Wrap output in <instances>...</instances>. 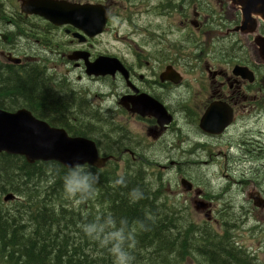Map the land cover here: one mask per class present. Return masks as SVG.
Returning <instances> with one entry per match:
<instances>
[{"label":"flooded vegetation","instance_id":"obj_1","mask_svg":"<svg viewBox=\"0 0 264 264\" xmlns=\"http://www.w3.org/2000/svg\"><path fill=\"white\" fill-rule=\"evenodd\" d=\"M3 1L0 72L22 76L37 71L47 87L40 94L43 102L17 109L62 122L72 131L91 130L99 154L104 153L100 147L116 146L111 155L117 167L176 171L179 182H191L189 191L180 188L185 197L193 195V209L206 221L227 211L222 214L225 210L216 209L214 197L178 172L224 165L233 171L231 185L241 190L246 205H252L248 212L259 210L264 219V210L252 199L258 193L264 200V185L243 173L264 167L259 160L264 158V128L258 126L264 123V64L254 44L264 37L261 20L255 17L249 26H241L242 13L228 0H63L108 6L103 31L90 38L71 24L55 25L22 13L21 0L14 11ZM114 17L120 24L135 27L138 22L145 27L147 47L132 42L127 53L100 50L93 42L106 33ZM100 57L117 59L124 70L117 65L112 75H88L86 65ZM89 83L98 85L93 95ZM55 100L66 109L47 106ZM253 115L257 120L251 121ZM198 202L207 209L196 210Z\"/></svg>","mask_w":264,"mask_h":264},{"label":"trees","instance_id":"obj_2","mask_svg":"<svg viewBox=\"0 0 264 264\" xmlns=\"http://www.w3.org/2000/svg\"><path fill=\"white\" fill-rule=\"evenodd\" d=\"M45 88L37 73L0 72V108L38 105ZM61 104L55 100L47 106L62 112L66 107L61 110ZM46 122L93 140L91 130L72 131L62 122ZM114 148L100 147L102 156L113 154ZM108 163L102 169L92 167L98 177L95 190L77 204L63 191L66 168L59 163L29 164L22 156L0 153V264H113L110 253L82 231L94 220H111L134 235V264H263L235 245L228 220L222 222V233L207 221H183L185 216L157 201L143 172L117 174L116 164ZM9 192L16 198L3 202Z\"/></svg>","mask_w":264,"mask_h":264},{"label":"water","instance_id":"obj_3","mask_svg":"<svg viewBox=\"0 0 264 264\" xmlns=\"http://www.w3.org/2000/svg\"><path fill=\"white\" fill-rule=\"evenodd\" d=\"M228 1L241 11V26H249L255 21V17L264 24V0ZM20 10L26 15H38L55 25L71 24L90 38L103 31L108 19V6L79 5L63 0H21ZM254 44L258 60L264 64V37L256 38ZM117 65L120 66L117 69L124 70L117 59L100 57L86 65V73L95 76L112 75ZM224 127L225 124L217 133ZM0 153L22 156L29 164L54 161L65 168L81 163L102 169L111 158L100 156L93 140L83 136H70L64 128L53 127L24 108L16 111L0 108ZM180 185L186 191L191 189V182L185 178L180 180ZM252 196L254 206L264 210V200L258 193ZM15 198L9 192L4 201L9 202ZM205 209L207 206L197 203L196 210Z\"/></svg>","mask_w":264,"mask_h":264},{"label":"rangeland","instance_id":"obj_4","mask_svg":"<svg viewBox=\"0 0 264 264\" xmlns=\"http://www.w3.org/2000/svg\"><path fill=\"white\" fill-rule=\"evenodd\" d=\"M113 1L120 2L119 0ZM206 1L216 2L215 0ZM3 2L8 3V11H14L15 9L18 10L19 8L17 0H8V2L4 0ZM203 9L204 7L202 6V10ZM126 13L129 14V11L127 10ZM134 24L136 25L135 27L130 26L129 23L120 24L119 18L114 17L112 21H110L106 33L102 37L96 38L93 43L101 45L99 46L100 50H108L110 52L119 50L123 53H127L128 47H131L132 42H136L137 45L146 48V43L149 42V39L145 38V35L143 34L145 27L141 26L138 22H134ZM136 29L138 30L136 31L135 36L133 32ZM170 37L171 35H169V38ZM176 38L177 37H174V39ZM87 86L92 91V95L98 90V85H90L89 83ZM255 118V115H253L251 121L257 120ZM258 126L264 128V123L263 125L259 123ZM111 136L112 134L110 133L108 136L109 141H112ZM222 150L225 151V148L222 147ZM100 154L102 155V153ZM223 159L224 158H220V162H224ZM259 160H262V163L264 162V158ZM108 164L111 165V163ZM122 167V165H118L117 174H122L127 169H130L128 166ZM260 168L261 169L258 171L246 172V170H244V178L250 176L254 177L264 185V183H262L264 180V167L262 166ZM141 172L145 175L147 182H149V186L152 184V187L150 186L151 190L156 193L155 195L159 200L161 199L160 201L164 203V207L169 212L178 215L181 211H184L186 214L179 215H185L186 217L183 221L190 223L200 224L206 221L203 214L194 211L192 203L193 195L185 197L182 193L179 184V177L177 176L176 171L164 170L162 172L154 169ZM183 172L178 173H182L192 179L194 183L200 185V187L207 191V194H209L208 196L214 197V204L217 210H225L222 214L227 211L224 215L219 216L217 220L210 219L212 221H207L210 226L218 233H222V220L224 219V216L227 220L235 221V219H237L238 223L235 224V228L230 231L231 237L237 244L245 248L250 254H253L264 264V219L261 218V212L259 210H251L253 213L248 212V210L252 208V205H246V202L244 201L245 197L241 193V190L237 189L236 186L231 185L230 183V175L233 171L225 170V166L220 165L207 169L184 170ZM235 172L239 174L241 173L240 171ZM233 178L236 179L237 174H234ZM229 188H231V191H229ZM72 204L75 205L74 203ZM229 204L232 205V209L228 210L224 208Z\"/></svg>","mask_w":264,"mask_h":264},{"label":"clouds","instance_id":"obj_5","mask_svg":"<svg viewBox=\"0 0 264 264\" xmlns=\"http://www.w3.org/2000/svg\"><path fill=\"white\" fill-rule=\"evenodd\" d=\"M97 178L91 165L81 163L68 165L62 179L63 191L67 198L74 199L77 204H80L85 196L93 194ZM120 182L117 180L115 183ZM82 231L110 253L113 264H134L135 257L132 249L135 247V237L116 227L113 221L94 220L82 226Z\"/></svg>","mask_w":264,"mask_h":264},{"label":"bare ground","instance_id":"obj_6","mask_svg":"<svg viewBox=\"0 0 264 264\" xmlns=\"http://www.w3.org/2000/svg\"><path fill=\"white\" fill-rule=\"evenodd\" d=\"M48 57H45V56H42V59H47ZM36 73H38L39 74V72H37L36 71ZM9 103H11V102H9ZM15 103V102H14ZM9 105V104H8ZM12 106V105H11ZM108 151V150H107ZM110 151H112L113 152V150H110ZM109 156H111V158L107 161V162H109V163H114L115 164V162H114V160H113V155H111V154H109V155H107V156H104V157H109ZM134 171V170H133ZM131 174V173H130ZM147 175V174H146ZM148 177V176H147ZM163 177V176H162ZM149 180V179H148ZM160 180V179H159ZM147 182V181H146ZM149 183V182H148ZM154 184V183H153ZM149 185V184H148ZM152 185V184H151ZM150 185V186H151ZM160 186V185H159ZM152 187V186H151ZM156 187V186H155ZM154 187V188H155ZM161 187V186H160ZM162 189V188H161ZM161 191V190H160ZM160 193H162V192H160ZM160 193H158V194H160ZM7 194V193H6ZM5 194V195H6ZM156 194V193H155ZM5 195H3L2 196V201L3 202H5L4 201V197H5ZM14 196L16 197V195L14 194ZM158 196V195H157ZM161 200V199H160ZM162 200H163V198H162ZM13 201V200H12ZM157 201H158V198H157ZM166 202V201H165ZM163 204V203H162ZM170 205V204H169ZM179 214H183L182 212H180ZM178 214V215H179ZM181 216H185V215H181ZM186 217V216H185ZM225 219L227 220V218L226 217H224V219L222 220V222L224 223L225 222ZM188 223H190V222H188ZM238 223V220L237 219H235V221L234 220H228V224L230 225V227H231V231H232V229L233 228H235V224H237ZM233 239V238H232ZM234 241V240H233ZM235 242V241H234ZM235 245L236 246H238V247H240V248H242V246H240L239 244H237L236 242H235ZM245 249V248H244Z\"/></svg>","mask_w":264,"mask_h":264}]
</instances>
